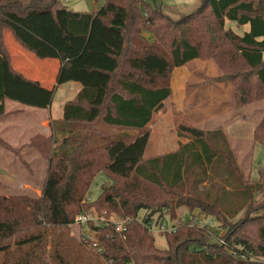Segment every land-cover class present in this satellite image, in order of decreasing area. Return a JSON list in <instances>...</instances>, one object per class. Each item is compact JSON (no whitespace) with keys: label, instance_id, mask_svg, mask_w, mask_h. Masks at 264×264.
<instances>
[{"label":"trees","instance_id":"1","mask_svg":"<svg viewBox=\"0 0 264 264\" xmlns=\"http://www.w3.org/2000/svg\"><path fill=\"white\" fill-rule=\"evenodd\" d=\"M226 20L248 30L237 35L225 29ZM5 30L36 59L58 60L54 86L13 69ZM263 53L264 0H198L178 19L146 0H106L95 12L69 10L61 0H0V120L11 115L5 100L47 109L57 86L80 85L60 118L50 120L51 134L27 144L47 159L40 196L0 195V252L13 240L38 247L50 230H66L93 208L126 219L122 235L111 225L89 224L97 238H82L107 264H264V202L252 203L264 188V170L256 181L244 175L221 128L178 143L171 153L143 157L147 125L170 97L174 68L212 60L233 86L232 108H241L264 101ZM114 130L120 133L112 136ZM252 138L264 146V113ZM0 147L18 155L2 139ZM98 173L109 183L88 202ZM181 205L190 219L164 231L166 247L156 248L149 234L154 215ZM194 211L223 235L200 226ZM52 246L58 264H71L61 251L65 243ZM32 252L14 264H30Z\"/></svg>","mask_w":264,"mask_h":264},{"label":"rangeland","instance_id":"2","mask_svg":"<svg viewBox=\"0 0 264 264\" xmlns=\"http://www.w3.org/2000/svg\"><path fill=\"white\" fill-rule=\"evenodd\" d=\"M105 1L69 0L62 2L67 9L75 12H94L99 10ZM146 1L158 5L162 12L172 19L187 15L198 6V0ZM225 29L232 30L237 35H242L248 30V25H236L226 20ZM143 36L148 40L151 38L149 33L144 32ZM220 75L217 65L209 59H197V62H190L180 70L172 71L169 80L170 97L163 102L160 109L156 110L146 128L148 142L143 155L144 159L171 153L178 148V143H186L187 139L195 134L190 132V129L188 132L186 127L195 129L199 127V130L205 132L225 125V130H222L227 140L230 138V147L235 151L236 154H234L238 158H236V161L238 160L237 164L244 175L249 174L251 181L257 180L259 171L264 170V146L253 141L249 124L238 127L239 122L237 121L242 120L243 114H246L247 119L251 117L258 121L264 113V101L250 103L244 108H232L234 105L233 86L230 82L220 79ZM64 97L62 92H55L52 104L53 115L60 111V105L67 100ZM5 109L11 115L20 112V115L13 120L17 121L18 125L22 127L19 134L21 143L17 147H12L7 143L11 149L18 150V155L16 152L13 153L0 147V195L6 197L14 195L38 197L40 196V187L47 167V159L32 147H28V143L23 141L28 134L32 133L30 128L33 123L30 119L36 117L30 111L36 110V108L7 100ZM44 113L42 123L40 122L41 118L38 119L41 125L46 124L45 120L48 117L47 112ZM116 132L114 130L111 135L116 136L120 133ZM179 134L182 136H179ZM239 137H242V140L248 145L245 146L237 141ZM242 146L247 154L237 153L238 148L240 149ZM108 183L109 180L106 176L101 173L96 174L86 194V201L96 200L101 193V189ZM263 202L264 188L255 193L252 199L253 204ZM88 211H94L97 215L103 214L106 218L111 217L114 220H119L115 213H99L93 208ZM170 214H174L171 221H169ZM193 214L196 216V211ZM144 215L145 212L141 211L139 217L141 218ZM160 216L154 215L152 224L149 227V234L154 240V246L158 249H164L166 245L163 232L172 230L173 225L179 222L188 221L190 214L187 208L181 205L174 207L173 210L169 209L162 212ZM157 217L161 218V221H157ZM198 217L196 222L200 226L206 225L212 235L216 237L223 235L224 231L212 219L204 218L201 215H198ZM87 235L94 239L95 235H93L89 226L72 224L66 230H50L38 247L34 246V242L17 245L13 240L9 242V249L6 252H0V264H14L32 249L30 264H58L52 257V244L59 240L66 244L61 251L67 256L71 264H107L96 254L93 248L82 241V238Z\"/></svg>","mask_w":264,"mask_h":264},{"label":"crops","instance_id":"3","mask_svg":"<svg viewBox=\"0 0 264 264\" xmlns=\"http://www.w3.org/2000/svg\"><path fill=\"white\" fill-rule=\"evenodd\" d=\"M4 43H5V46L7 48L8 53H9L10 62H11V65H12L14 70H16L17 72L22 73L25 77H27L29 79L38 81L39 83H41L46 88H50V87L55 85V77H56V73H57L58 68H59L58 60H56V59H44V60L36 59L33 55H31L30 53H28L27 51L22 49L12 39V37H11V35H10L8 30L4 31ZM8 43H9V45H8ZM17 58L19 59L20 62L19 63H14V59H17ZM191 62H197V60H193ZM185 66L186 65H183V66L178 67V68H174L173 71L180 70L181 68H183ZM79 89H80V85L78 83L67 82V83H64L62 85L57 86L56 87V92L57 91L62 92L64 94V96H65L64 98L67 99V100H65V102H66V101L72 100L76 96V94L79 91ZM6 102H7V100H5V102H4V107H5ZM65 102H63L60 105V111L57 112L56 115L55 114L53 115V113H52V104H53V102H52L51 106L49 108H47V109H37L36 108V110H31L30 112L35 114L36 118L33 117L32 119H30V121L33 123V126H31V128H30V130H32V133L28 134V136L23 141H25V143H29L30 138L33 137L36 134H40V135H43V136H49L51 134L50 127H49L50 120L59 119L60 118L62 106H63V104ZM162 105H163V103H162ZM5 112H7L6 109H5ZM38 112H40V113H38ZM44 112H47L48 117L45 120L46 124L45 125H41L39 123L38 119L40 117L41 118L40 122L42 123V121L44 120V114H45ZM19 113L20 112H17L16 115L15 114L14 115H10L6 119L0 121V138L4 142H6L9 145H11L12 147H17L19 145V143H21L20 140H19V138H20L19 134L21 132V127L22 126L18 125L17 121L13 120L16 116L20 115ZM258 121L255 120V119H252L251 117L247 119L246 114H243L242 120H238L237 122H239L238 123L239 124L238 127H242L245 124H249L250 127H251V132L253 134L254 127H255V125L257 124ZM219 128L225 130V125H221V127H219ZM189 129H190V132H194L195 133L190 138L201 136L204 133L201 130H199L200 129L199 127H198V129L190 128V127L187 128L186 127V130L188 132H189ZM229 140H230V138H228V143L230 145V141ZM237 141L241 142L245 146L248 145L246 142H244L242 140V137L237 138ZM177 142H176V144H177ZM243 148H244L243 146L240 147V149L238 148L237 153L247 154V153H245ZM232 151H234V150L232 149ZM233 153H235V151ZM235 154H234V156H235ZM235 158H237V155L235 156ZM237 163H238V160H237ZM196 217L199 218L198 217V213H197Z\"/></svg>","mask_w":264,"mask_h":264},{"label":"built area","instance_id":"4","mask_svg":"<svg viewBox=\"0 0 264 264\" xmlns=\"http://www.w3.org/2000/svg\"><path fill=\"white\" fill-rule=\"evenodd\" d=\"M61 1H69V0H61ZM119 220H114L113 218L109 217L106 218L103 214L97 215L94 211L82 212L75 218V225H87L92 224L93 226H103V225H111L113 230L122 235L125 231V223L126 219L117 218ZM90 241L91 238L89 235L86 236ZM92 246H96L95 243H92Z\"/></svg>","mask_w":264,"mask_h":264}]
</instances>
